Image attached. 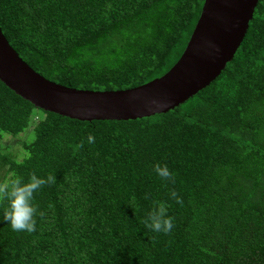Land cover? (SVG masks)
Returning a JSON list of instances; mask_svg holds the SVG:
<instances>
[{"label":"trees","instance_id":"1","mask_svg":"<svg viewBox=\"0 0 264 264\" xmlns=\"http://www.w3.org/2000/svg\"><path fill=\"white\" fill-rule=\"evenodd\" d=\"M202 3L0 0V29L44 77L119 89L176 61ZM34 107L0 81V138L28 127ZM38 110L20 159L0 141V166L56 181L34 193L33 233L13 231L0 204V264H264V0L220 72L166 111L80 120ZM156 201L169 205V234L144 224Z\"/></svg>","mask_w":264,"mask_h":264},{"label":"water","instance_id":"2","mask_svg":"<svg viewBox=\"0 0 264 264\" xmlns=\"http://www.w3.org/2000/svg\"><path fill=\"white\" fill-rule=\"evenodd\" d=\"M257 0H203L178 58L162 74L119 89H84L30 67L0 29V81L35 107L80 120L129 119L163 112L207 85L237 48Z\"/></svg>","mask_w":264,"mask_h":264},{"label":"clouds","instance_id":"3","mask_svg":"<svg viewBox=\"0 0 264 264\" xmlns=\"http://www.w3.org/2000/svg\"><path fill=\"white\" fill-rule=\"evenodd\" d=\"M87 140L89 143H95V137L91 134ZM153 167L162 180L175 183V176L167 165L156 163ZM55 181L53 174L43 178L38 177L35 173H32L27 181L19 176L0 179V204L7 203V207L3 211V219L8 222L13 231L27 233L36 231L35 216L39 213L37 207L32 203L34 193L45 185L54 184ZM170 196L177 204L183 205V199L175 190L170 192ZM168 207L167 202L156 201L144 220L145 226L154 232L171 233L174 227V218L168 215Z\"/></svg>","mask_w":264,"mask_h":264},{"label":"rangeland","instance_id":"4","mask_svg":"<svg viewBox=\"0 0 264 264\" xmlns=\"http://www.w3.org/2000/svg\"><path fill=\"white\" fill-rule=\"evenodd\" d=\"M40 111L38 108L34 107L31 113V121L28 127L23 131L17 133L16 135H10L3 133L0 141L2 143L1 148L7 151L11 156L16 159H20L24 154V150L20 146V141L22 139H30L32 137V124L38 119ZM6 166H0V179H5L8 177L9 173H6Z\"/></svg>","mask_w":264,"mask_h":264}]
</instances>
